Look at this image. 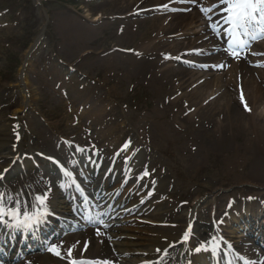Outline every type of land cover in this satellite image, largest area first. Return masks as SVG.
Instances as JSON below:
<instances>
[{
	"label": "rangeland",
	"instance_id": "374dc122",
	"mask_svg": "<svg viewBox=\"0 0 264 264\" xmlns=\"http://www.w3.org/2000/svg\"><path fill=\"white\" fill-rule=\"evenodd\" d=\"M106 2L110 0H40L37 6L35 0H0V121L24 127V152L31 146L35 153L56 155L72 165L73 152L95 150L107 159L117 154L120 145L131 142V151L119 156L131 158L137 149L139 163L146 161L151 166L158 186L145 204L149 208L151 203H161L151 214L157 210L155 216L167 228V212L174 221L181 219L182 209H196L201 224L208 225L207 215L216 210V204L220 203L221 211L222 204L234 197L264 199V112L261 119L246 116L231 127L227 121L218 127L219 119L207 115L208 103L196 112L190 103L172 108L164 98L168 77L157 78L168 68V59L141 56L144 65H153L149 73H139L134 69L139 62L131 54L135 43L151 37L155 24L148 27V20L158 18V12L136 14V20H129L110 16ZM99 3L103 11L95 9ZM129 22H140L131 34L127 33ZM42 24L43 41L23 65ZM169 38L162 41L169 46L178 43ZM115 42L123 52H110ZM87 48L108 52L98 57L92 52L84 54ZM21 75L26 78V84H21L25 99L18 86ZM25 101L29 106L18 111ZM249 101L253 111L264 106V98ZM187 108L194 115L190 119L182 113ZM235 109L231 106V116ZM137 168L135 172L140 171ZM21 175L12 174L5 181L7 194ZM53 176L38 166L29 187L19 192L43 188L42 177ZM169 198L179 208L167 205ZM155 227L159 226L150 228ZM189 249L192 252V246Z\"/></svg>",
	"mask_w": 264,
	"mask_h": 264
},
{
	"label": "bare ground",
	"instance_id": "6f19581e",
	"mask_svg": "<svg viewBox=\"0 0 264 264\" xmlns=\"http://www.w3.org/2000/svg\"><path fill=\"white\" fill-rule=\"evenodd\" d=\"M219 3L220 0H110V3L106 2V5H110V16L118 14L124 19L129 20H136L137 17L142 16V14L146 16L151 13L158 12V18L148 20V27L155 24L153 31L150 33L152 38L150 37L145 40L142 39L135 43L136 46H134L131 54H135L136 58L134 55L129 56L131 58H135L134 60L137 59L139 62L137 64L139 69L137 66H135L134 69L137 70V72L139 71V73H142L144 70H147L148 73L150 72L153 64H149L147 66L144 65L143 61L139 60V58L144 56L148 58L153 57V59L156 58L158 61L163 59L170 60L168 62V68H164L162 74L158 72L160 75L157 78L161 79L165 76L168 77L169 81H167V84L169 85V89L165 93L166 97L164 98L169 100L172 108L177 109L178 107H185L183 105L190 103L191 107L195 108L193 112H196V109L200 107L201 104L203 105L208 103V117L213 120V117H216L217 120L222 119L221 122L219 120L216 121V125L218 127L223 123V121H227V126L231 127L235 121L245 119L246 116L250 119H255L254 115H256L259 119L262 117V113L264 112V106L260 104L257 110L247 115L245 112L248 111H243L241 109L242 106L235 100L234 93L231 90L244 88L247 98L250 100L252 99L253 101H256L258 97L259 99L264 98V43L259 47H253L249 50L244 59L237 57L235 60H232L230 57L225 58V56L219 57L218 55L202 59L201 56H207L209 53L214 54L218 52L221 46L224 47L223 42L220 43L212 31L213 22L220 18L221 15H217L210 20V18L219 11L214 7ZM101 6L102 4L99 3L95 6V9L103 11L104 9L102 10ZM201 9L209 11L205 15ZM145 10H149V12L145 13ZM174 11L177 13L175 14ZM136 14H138V16H136ZM99 17H103L102 12H99ZM138 23L140 22H129L130 25L127 33L131 34L135 27H137ZM143 23L145 22L143 21ZM127 24L128 23H126V25ZM40 31L41 28L38 32L40 33ZM163 38H172V41H177L178 43L174 46H169L170 44H165L162 41ZM112 39L113 37L111 36L108 40H105L106 44H108L107 41L110 42ZM159 40L163 42V44H161ZM118 42L114 43V46L110 48V52H117L116 54H118V52L124 51L121 49ZM90 49H92V51ZM90 52L93 54L95 53L94 55L99 57L103 56L108 51L107 49L99 50L87 48L85 49L84 54H88ZM188 59H191L192 62L201 64L203 69H200V72H187L183 70L176 71L181 68L177 65V61L180 62ZM253 66H258L261 69ZM17 80L19 88L22 89L21 84H26L25 76L21 75V77L17 78ZM23 99H25L24 90ZM195 100H197V103ZM27 105V101L23 102L18 108V111L26 109ZM231 106L236 107L233 116H231ZM182 113L188 114L185 115L187 119L194 116L190 112L189 108H187V110H183ZM23 132H25L24 127H19L13 122L7 125L5 121H0V160L2 159V162H0V173L3 170L8 169L4 179L2 181L0 180V191L5 196V201L6 196H12L11 202L10 200L8 202L4 201V205L6 208L11 209H17L19 207L22 211L32 209L37 205L35 198L42 197L44 192L47 193L49 197L45 207L60 210V216L63 218V222H66L65 225L69 227L82 225L83 221L78 217V214L74 212L77 211V208L80 206L79 197L74 193L72 196H75V200H73L70 196V192H73L72 189L69 187H65L63 189L62 186L61 188L54 186L50 183L53 181L52 178L46 179L47 183L45 182V178L41 180L42 182H45L42 184L43 188H39V186H37L33 189V191L27 189L25 194L19 192L22 189L25 191L26 186L31 182L29 178L27 180V172L35 173L36 170L31 164V161H35L36 159H38L41 166L49 169L57 178H63V176L56 172L53 166L44 162L41 156L36 155L37 152L35 153L31 146H28L27 152H24L23 147H25V145L23 143ZM17 137L20 138L16 142ZM255 141L258 142L257 140ZM13 144H16V149H13ZM73 154L75 160L74 169L78 170V174L81 172L80 170H84L83 172H91V176H93L92 171L95 167H98L101 162L99 156H97L95 165L90 167L89 162H93L91 154L86 155V157H84L83 154H76L75 152H73ZM35 156L36 159L34 158ZM88 159L89 161L87 162ZM11 162H14L12 166ZM136 164L137 162L135 158L131 159L128 164H121L119 160H117L114 172L120 176L121 170H125L127 174L128 171L130 172V168L132 170L136 167ZM117 165H120L119 169L117 168ZM105 167L102 171L105 170ZM24 169H26L24 176L19 178L21 181L15 182V188L11 190L9 195H5V191L2 187L6 179L11 174L19 172L23 173L22 171ZM141 172L143 173L144 171ZM78 177L84 180L87 178L85 174H79ZM96 181L98 182L96 187H91L93 196L95 195L94 191H101L108 185V179L101 181V177H99ZM65 182L66 180L64 181V184ZM84 183L87 185L86 182ZM148 183L149 186H155V182H153L151 178L147 180V184ZM65 185L67 186V184ZM118 185L119 184H117L114 189L108 190H113L111 195H108L109 197L115 196V191L119 190ZM50 187H52V189ZM128 192H130V190L125 189L122 191V195L118 193L116 203L118 204L122 198H124L123 194ZM68 193L71 201L68 200ZM213 193L214 192L211 191L210 194ZM140 198L141 197H134L133 204L138 205ZM181 198L182 197H179V199ZM169 199L170 200L167 201V205L174 206L173 209L179 208L180 204H177L171 198ZM260 199L263 198L257 195L247 198L234 197L232 200L227 202L231 204L230 209L226 210V212L216 211V214L212 216L210 215L209 218L215 222L223 220L221 223L222 226L223 223L225 225H230L233 221H246L248 219L258 217L259 215H264V202H259ZM22 201H25L27 204H19ZM197 202L198 201L196 200L194 208L197 207ZM216 202L219 203L218 201ZM155 204H157V202L154 203V206ZM219 205L220 203L216 204L217 207ZM150 210L151 208L148 210L146 209V212H149ZM182 210L183 214L181 219H175L174 221L170 220V212H167L164 215L166 218L164 220L165 223L168 222L169 224H177L174 228L161 226L150 228L144 223L135 220L137 216L121 222L112 220L109 221L103 228V236L96 235L93 230H86L78 234L75 238H65V240L60 243L61 246L57 250L60 254L59 256L45 253L43 256L40 255V258H25V264H70L71 261H75L79 264L80 260L90 258L99 259L101 260L100 263L106 262L108 264H141L143 262L147 264L150 260H156L159 253L166 246L170 244H177L183 232L187 234L188 242L172 248L162 261L154 264H184L186 262H190L191 264H211L210 261L220 255V252H216L213 249V244H211L212 237L217 238V235H210L208 230L205 233H200L199 227L201 222L194 213L197 211L196 209H194L193 212L188 208L186 210ZM155 212L157 213V211ZM155 214L147 215L146 219L150 220L152 223L161 222ZM190 225H192V229H190ZM176 228L177 231L175 230ZM221 234L225 236L224 233ZM3 235L4 233L0 230V245L3 242ZM196 240L197 244L200 243L199 245L204 242L207 243V253L191 255V257L186 256V253H183V251L185 248L189 247L190 244L196 242ZM83 245H87L85 252L81 250ZM65 246L69 247L63 248ZM105 247H108V249H105ZM244 250L246 251V249ZM69 253L71 254L69 255ZM246 256V259L250 262V264H261V262H264V256L261 254L257 255L252 251H248ZM235 262V260H232L229 261L228 264H239Z\"/></svg>",
	"mask_w": 264,
	"mask_h": 264
},
{
	"label": "snow or ice",
	"instance_id": "6c2138e0",
	"mask_svg": "<svg viewBox=\"0 0 264 264\" xmlns=\"http://www.w3.org/2000/svg\"><path fill=\"white\" fill-rule=\"evenodd\" d=\"M214 7L221 9L219 14L224 17L221 23L231 25L229 32L230 35L235 34L236 30L241 28L245 29V32H247V27L251 24L258 23L264 26V0H220V3ZM201 11L206 15L209 10L201 9ZM261 38L264 39V28L261 30ZM239 43L241 42L234 39V46ZM235 55L238 56L239 53H236ZM127 147L128 145H125L122 151L126 150ZM65 175L67 176L68 173L65 172ZM147 175L148 173L145 172L144 176ZM36 200L41 208L45 207L46 197H37ZM44 215H47V213L41 212L40 215L33 217L28 214L27 210H25L23 213V219L21 220V211L19 207L15 211H5L2 205H0V218L7 216L10 219L17 220L19 224H24L25 226H30L31 223L38 224L40 218ZM0 223H3V219H0ZM187 239L188 237L185 236V240ZM49 251H51L53 255H60L56 249H50ZM70 254L71 253H69V255ZM261 264H264V262H261Z\"/></svg>",
	"mask_w": 264,
	"mask_h": 264
}]
</instances>
